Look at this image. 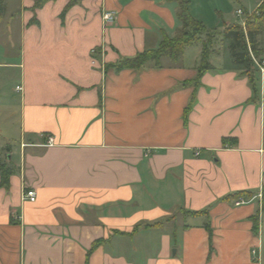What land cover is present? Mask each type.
Listing matches in <instances>:
<instances>
[{"label": "crops", "instance_id": "0c3cea01", "mask_svg": "<svg viewBox=\"0 0 264 264\" xmlns=\"http://www.w3.org/2000/svg\"><path fill=\"white\" fill-rule=\"evenodd\" d=\"M186 1L208 31L228 26L215 0ZM13 2L0 21L20 33L7 64L20 73L18 123L0 134L12 171L7 187L0 173V264H264V76L255 96L216 41L197 87L203 42L116 73L183 31L176 0ZM242 191L248 203L227 200Z\"/></svg>", "mask_w": 264, "mask_h": 264}, {"label": "trees", "instance_id": "16d2710c", "mask_svg": "<svg viewBox=\"0 0 264 264\" xmlns=\"http://www.w3.org/2000/svg\"><path fill=\"white\" fill-rule=\"evenodd\" d=\"M51 1L55 0H36L32 7L33 12L43 8ZM176 1L179 3V12L177 16L183 26V31L173 38L165 35L158 48L146 50L132 58H124L116 65L111 66V68H113L116 73H120L124 70H141L146 68L149 64H153L155 67L160 68L164 58L177 62L182 57L184 50L187 47L203 42L201 66L198 69L197 78L191 83L197 87L200 85L204 73L211 68V65L209 64V56L213 43L216 41L228 45L234 64L242 68V75L248 78L253 94L257 96L259 93L260 74L254 65L251 53L256 59H263L264 51L260 48L259 38L264 34V2L260 6L259 11L252 18H249L244 26H226L222 32L216 34L208 31L203 23L193 18L189 10V3L186 0ZM76 3L77 0H70L65 8V12L72 8ZM8 6L9 0H0V21L6 16ZM185 85L186 84H184V86ZM190 109L191 104L186 109L185 113L188 114ZM228 141L229 139H224L223 143L226 144ZM0 173L1 184L7 187L9 185V178L12 171L7 168H1ZM252 197L253 193L242 191L229 196L227 200H241L244 198L251 199ZM259 202L264 215V192ZM189 214L198 216L207 214V211L190 212ZM260 223V219H254V232L256 234L259 232ZM158 225L159 224L156 226ZM205 227L210 231L209 224H206ZM97 246L98 243H95L92 250Z\"/></svg>", "mask_w": 264, "mask_h": 264}, {"label": "rangeland", "instance_id": "374dc122", "mask_svg": "<svg viewBox=\"0 0 264 264\" xmlns=\"http://www.w3.org/2000/svg\"><path fill=\"white\" fill-rule=\"evenodd\" d=\"M223 11L220 26L239 25L244 26L249 18H252L258 11L264 0H215ZM16 2L9 6L8 13H11ZM241 9L245 15L239 17L237 11ZM191 31V30H189ZM8 34L10 36H8ZM264 37V36H263ZM264 40V38H263ZM20 33L19 30L7 29V23L0 24V134L8 131L13 123H18V101L20 93L15 91L19 83V70L10 68L7 64L16 62L19 56ZM264 217V215H263ZM263 220V219H262ZM261 240L264 243V231L261 233Z\"/></svg>", "mask_w": 264, "mask_h": 264}, {"label": "built area", "instance_id": "2783aa9c", "mask_svg": "<svg viewBox=\"0 0 264 264\" xmlns=\"http://www.w3.org/2000/svg\"><path fill=\"white\" fill-rule=\"evenodd\" d=\"M237 15L239 17H243L245 15L244 11L239 9L237 11ZM103 19L104 21L107 23V24H112L114 23V21L116 20V15L115 13L113 12H108V13H105L104 16H103ZM245 25V24H244ZM93 53H95V51H93ZM251 57L253 59V62H254V65L255 67L258 69L259 71V74L261 77L264 76V58L263 59H256L252 53H251ZM17 90H20V87H17ZM55 144V140L53 137H48L47 138V145L48 146H53ZM262 198V195H259V200ZM24 199L25 200H28L29 202H36L37 200V193L33 190H29V191H26L25 195H24ZM248 203L247 201L245 200H238L236 203H235V206H241V205H244ZM252 254L254 256H257V250H253Z\"/></svg>", "mask_w": 264, "mask_h": 264}]
</instances>
